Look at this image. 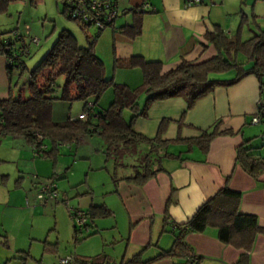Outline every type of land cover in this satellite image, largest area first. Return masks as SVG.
I'll return each mask as SVG.
<instances>
[{
    "label": "crops",
    "instance_id": "obj_1",
    "mask_svg": "<svg viewBox=\"0 0 264 264\" xmlns=\"http://www.w3.org/2000/svg\"><path fill=\"white\" fill-rule=\"evenodd\" d=\"M257 1L252 0L249 5L252 21L261 19L254 11ZM248 2L201 0L198 4L186 5L185 0H117L118 16L114 27L101 31L94 43L95 54L105 67V78L129 88L139 86L142 73L138 67H114L115 60L133 56L161 62L163 72L176 68L182 59L198 63L212 58L216 51L205 34L219 26L227 36L233 35L239 13L242 20L249 17ZM140 6L144 8L141 33L128 40L121 28L131 23L133 9ZM253 30L250 29V36ZM234 75L229 71L211 74L210 78L228 80ZM9 92L14 95L5 58L0 56V100L7 98ZM103 97L108 104L112 102L111 88L103 93L100 101ZM261 98L264 94L260 93L259 82L255 75L249 74L233 85L216 87L191 109L186 108L182 98L152 103L147 116L135 121L133 131L152 138L157 134L160 122L166 120L161 140L168 141V145L164 149L157 146L150 153L152 170H159L143 184L125 178L142 163L143 156L149 152L147 144L125 148L118 165L113 157L106 158L105 142L97 133L82 135L76 142L58 143L55 158H42L33 156L31 143L23 136L0 132V162H13L16 169L13 173V168L0 169V264H31V261L50 264V258L59 248L58 238L51 246L43 245L36 262L31 248L40 240L32 237L31 224L20 223L15 216L22 211L31 213V209H42V205L44 210L53 207L54 218L61 211V217L68 220L67 211L64 212L60 204L62 199H72L71 206L85 211L91 206H102L107 211L106 216L91 220L88 237L84 238L87 234L76 235L79 240L87 239L85 249L81 248L86 244L84 242L74 251L60 256H71L72 264H84L83 260L99 255H105L111 262H119L142 250L143 259L154 257L172 245V225L185 223L224 185L241 193L240 212L255 215L259 226L264 227V173L254 179L235 161L236 148L243 141H248L254 157L264 158V121L251 123ZM77 114L71 117L76 118ZM123 116L128 120L130 113L125 111ZM52 117L59 120L53 110ZM215 124L223 133L213 137L208 149L202 151L195 139ZM44 143L48 151L50 142H45L44 138ZM76 144L73 157L69 159L61 148L69 145L71 152V147ZM76 172L81 179L75 177ZM44 179L56 182L59 201L29 206L27 193L31 194L35 184ZM56 226L55 221L52 229ZM71 231L70 237L74 238L73 227ZM57 234L59 236L60 231ZM105 235H108L107 239ZM185 241L200 257L198 264H237L242 253L247 255L246 264H264V234H257L249 252L222 243L216 230L211 228L203 233H188ZM151 264L191 263L164 258Z\"/></svg>",
    "mask_w": 264,
    "mask_h": 264
},
{
    "label": "trees",
    "instance_id": "obj_2",
    "mask_svg": "<svg viewBox=\"0 0 264 264\" xmlns=\"http://www.w3.org/2000/svg\"><path fill=\"white\" fill-rule=\"evenodd\" d=\"M16 1L19 0H0V12L5 11L9 3ZM57 1L61 5V13L67 19L76 22L84 32L88 45L79 46L77 39L70 32L62 30L50 50L36 67L28 72L29 78L26 84L28 97L24 98L21 94L14 96L9 92L7 98L0 100V132L23 136L30 143L34 141L36 134H41L51 145L48 151L43 152L44 158L48 156L55 158L58 143L76 142L82 135L95 133L105 142L106 158L113 157L118 165L121 164L120 158L125 148L134 147L138 143L147 144L149 152L143 156L142 163L125 178L143 184L159 170H152L150 153L157 146L164 149L168 145V141L161 140L166 120L160 122L157 134L152 138L133 131L135 121L147 116V110L152 103L170 98H182L186 102V108L191 109L196 102L212 93L216 87L233 85L249 74L255 75L259 82L260 93L264 94V28L258 27L252 31L250 37L243 40L240 34L241 27L236 34L227 36L219 26H215L211 32L205 34L216 51L212 58L198 63L182 59L176 68L165 72L162 71L161 62L146 61L139 56L127 60H115L114 67H138L141 70V84L129 88L115 83L113 79L105 78L104 64L94 51V43L99 33L105 28H113L117 17L114 22L106 24L101 29H95L91 22L68 15V11L73 9L79 0ZM115 2L118 12L117 0ZM143 13L144 8L141 6L133 9L131 23L121 28V33L126 39L132 40L140 35ZM89 28L95 30L93 36L88 34ZM19 39L21 40V36L13 38L11 32L0 31V56L5 58L13 52L26 54L27 52H24L27 49L26 45L16 44ZM22 55L17 63L6 65L9 79L14 67L19 68L20 71L26 70ZM229 71L235 73L231 79L210 78L211 74ZM58 77L63 78L61 85L56 82ZM109 88L113 91V100L105 110L97 111L99 118L94 127H91L88 118L67 117L60 121L52 117L54 101L81 100L84 109L86 103L92 101L96 107L98 100ZM125 111L130 113L128 120L124 119ZM220 133L223 132L218 131V124H215L211 129L202 131L195 139V143L202 151H206L213 137ZM235 161L254 179L264 173V158L252 155L248 141H243L236 148ZM240 199V192L224 185L210 199L202 203L185 223L172 225V245L167 250H160L152 258L143 259L142 250L131 258L119 262H111L105 255L88 258L82 262L84 264H151L160 259L171 258L198 264L200 257L196 256L193 248L186 243L185 236L188 233H203L210 228L216 230L217 238L222 243L249 252L257 234H264V227L259 226L255 215L240 212ZM86 212L89 230L92 219L107 215V211L102 206H91ZM167 221L165 216V223ZM73 228L75 232L81 231L74 225ZM89 234L90 231L84 238ZM80 240L75 236L74 241ZM246 261L247 255L242 253L237 264H246Z\"/></svg>",
    "mask_w": 264,
    "mask_h": 264
},
{
    "label": "rangeland",
    "instance_id": "obj_3",
    "mask_svg": "<svg viewBox=\"0 0 264 264\" xmlns=\"http://www.w3.org/2000/svg\"><path fill=\"white\" fill-rule=\"evenodd\" d=\"M251 1L252 0H249L246 6V10L249 16L248 19L242 20V14L240 15L239 13V21L237 22V25L235 26L233 32V34H236L238 32V28L241 27L240 34L243 40L250 37V29L256 30L258 29V26L264 28V21H262V19H264V16H262L264 15V2H262V0H258L256 2L254 11L256 12V15H259V17H261V19H258L257 21H252L253 17H251L249 7ZM61 9V5L58 3L57 0H19L16 2L9 3L7 5L6 10L0 12V31L11 32L13 38L21 36V40H17L16 44L19 46L25 44L27 47V53L22 55V61L26 66V70L20 71L19 68L14 67L11 72V88L14 92V95L17 96L21 94V96L24 98L28 97L29 93L26 87L29 78L28 72L35 68L36 65L44 57V55L50 50L53 43L56 41L58 34L62 30H67L68 32H70L77 39L79 46L88 45L84 32L80 29L76 22L67 19V17L61 13ZM225 30L227 31V28ZM94 33L95 30L93 28H89L88 34L93 36ZM32 38H37L39 40V43H33L31 40ZM56 82L58 85H61L63 82V78L58 77L56 79ZM100 99L96 103V111L103 110L101 105L103 107L106 106L107 108L110 104L105 101V97H103L101 101ZM52 110L55 115H58V119L62 121L67 117H71L72 115L77 114V111H83L84 104L81 100L77 99H73L70 101L56 100L54 101ZM45 142H49V140L45 138ZM77 146L78 144L73 145L71 147V152L68 149L69 145H65L61 149L63 151V154H65V156L71 159L74 154V149ZM76 161H80L78 156ZM4 167L6 169L13 168V170H11V173L16 170L14 163L10 161L0 162L1 171H3ZM75 177L77 179H81V175H79V172H76ZM32 180L33 182H35L36 179H34L32 176ZM27 194H29V206L33 207L34 203L38 205H41L43 203L35 198L34 188L31 191V194ZM70 200L68 199L66 201H68L70 205H73ZM60 204L64 208V212H66L67 210L63 202H61ZM41 208L42 209H37L36 211L31 209V213L22 211L15 217L16 220L20 223L22 222L23 224H31V235H33L32 237H37L40 240V242L33 243V248H31V255L35 257L33 260H36V262L40 259L39 256L42 252L41 249L43 245L44 247L46 246V244L51 246V243H56V237L58 238L57 242L59 248L56 254H54L55 256L50 258V264H59V259L61 258L60 256H62V254L67 251H74V249H76L77 247L79 248L81 246V243H86L87 239L74 241V238L77 234L86 235L87 232L84 230H81L79 232L74 231V238H71L70 231L73 227V222L68 212H66V217L68 219L66 220L65 218L61 217V211L58 212V215L56 216V218H54L55 216L53 215L54 212L52 210V206L50 207L52 208L51 210H44L42 205ZM55 221L57 226L53 230L52 226ZM57 231H60L59 236L57 234ZM48 235V240L44 241V239ZM107 237L108 235H105L106 239ZM93 240L95 242V239ZM85 246H87V243L83 244V247L81 248L85 249ZM47 262L48 261H46V263ZM31 264L38 263H35V261H31Z\"/></svg>",
    "mask_w": 264,
    "mask_h": 264
},
{
    "label": "built area",
    "instance_id": "obj_4",
    "mask_svg": "<svg viewBox=\"0 0 264 264\" xmlns=\"http://www.w3.org/2000/svg\"><path fill=\"white\" fill-rule=\"evenodd\" d=\"M201 0H185L186 5L198 4ZM264 2V0H262ZM115 0H79L76 2L73 9L68 11V15L72 18H79L91 22V25L95 29H101L106 24L114 22L117 17V9ZM18 38V36H17ZM33 43L38 44L37 38L31 39ZM27 52V49L24 50ZM21 53L13 52L11 55L5 57V64H15L21 58ZM77 119L88 118L91 121V127L96 124L99 113L95 109V105L92 101H88L85 105V109L80 111ZM264 121V98L259 99L255 113L251 118L252 124H258ZM1 123V121H0ZM31 149L34 157H42L43 152L47 150V146L44 143V137L41 134H36L34 141L31 143ZM35 198L43 203L59 201V192L57 184L53 179H47L45 181L35 184L34 187ZM64 206L73 222V225L79 229L84 230L87 233L90 231L88 227V215L83 209L71 206L68 201L62 199ZM73 258L66 256L59 260V264H72Z\"/></svg>",
    "mask_w": 264,
    "mask_h": 264
}]
</instances>
